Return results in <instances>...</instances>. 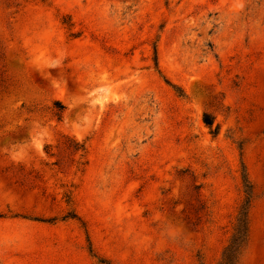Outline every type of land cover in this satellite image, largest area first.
Wrapping results in <instances>:
<instances>
[{
  "label": "rangeland",
  "instance_id": "1",
  "mask_svg": "<svg viewBox=\"0 0 264 264\" xmlns=\"http://www.w3.org/2000/svg\"><path fill=\"white\" fill-rule=\"evenodd\" d=\"M247 189L264 264V0H0V264H219Z\"/></svg>",
  "mask_w": 264,
  "mask_h": 264
},
{
  "label": "trees",
  "instance_id": "2",
  "mask_svg": "<svg viewBox=\"0 0 264 264\" xmlns=\"http://www.w3.org/2000/svg\"><path fill=\"white\" fill-rule=\"evenodd\" d=\"M55 106L57 108L58 113H60L63 109V105L59 102H56ZM204 120H205L204 121L205 124L211 128L212 122L209 121L208 116H205ZM214 133H215V130H214ZM84 149L85 148L83 145L76 144L74 147V152H78V151L82 152V151H84ZM244 176H245V174H244ZM249 201H250V191H249V189H247V198L245 200V203L242 206L237 228L235 229V233L233 235L231 242L225 248V250L223 252L222 261L219 264H235L236 263V259H237V256L239 254V250L241 249V245L244 242L245 234L247 231L246 212H247V206L249 204ZM65 218H76V215L68 214Z\"/></svg>",
  "mask_w": 264,
  "mask_h": 264
}]
</instances>
